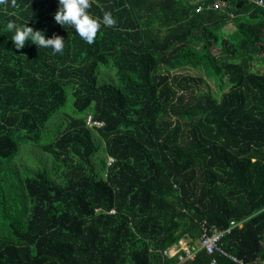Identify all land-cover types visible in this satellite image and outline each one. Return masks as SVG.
Returning a JSON list of instances; mask_svg holds the SVG:
<instances>
[{"label": "trees", "instance_id": "1", "mask_svg": "<svg viewBox=\"0 0 264 264\" xmlns=\"http://www.w3.org/2000/svg\"><path fill=\"white\" fill-rule=\"evenodd\" d=\"M90 4L116 20L91 45L55 22L58 0L0 5V264H176L165 251L232 221L243 228L220 249L263 264L264 8ZM9 20L62 37L63 52L17 50ZM215 259L240 264L204 249L186 264Z\"/></svg>", "mask_w": 264, "mask_h": 264}, {"label": "clouds", "instance_id": "2", "mask_svg": "<svg viewBox=\"0 0 264 264\" xmlns=\"http://www.w3.org/2000/svg\"><path fill=\"white\" fill-rule=\"evenodd\" d=\"M8 0H0V5H7ZM13 6L15 0H12ZM58 11L54 15V20L62 26L73 27L76 34L87 44L95 42L101 26L114 27L115 18L110 12H105L102 19L95 18L89 13L91 7L90 0H58ZM7 29L12 32L11 41L17 50L23 49L27 42H31L39 49H51L53 54H61L65 47V41L60 36L46 38L45 33L34 30L27 25H17L13 20H9Z\"/></svg>", "mask_w": 264, "mask_h": 264}, {"label": "built area", "instance_id": "3", "mask_svg": "<svg viewBox=\"0 0 264 264\" xmlns=\"http://www.w3.org/2000/svg\"><path fill=\"white\" fill-rule=\"evenodd\" d=\"M255 3L264 8V0H255ZM223 7V4L217 3L214 8L220 9ZM200 10H202L200 8ZM88 126L90 127H102L103 123H98L93 120V118L89 117ZM114 160H109V165L112 164ZM244 222H237L232 221L230 223V226L226 230H219L215 227H208L204 226V234L202 239L199 241V248L193 249L189 246L188 243L185 242V240H182L179 242V244L173 246L172 248L168 249L164 252V256L172 259V258H178V263L176 264H186L189 261H193L195 259L196 254L199 250H206L208 254L213 255L217 251L221 252L223 255L230 257L234 262L240 263V264H249L244 263L241 260H238L235 257L229 256L226 252L220 249L219 244L221 242V239L224 235H229L232 233L233 230L237 228H243ZM211 264H217L216 259L212 261Z\"/></svg>", "mask_w": 264, "mask_h": 264}, {"label": "rangeland", "instance_id": "4", "mask_svg": "<svg viewBox=\"0 0 264 264\" xmlns=\"http://www.w3.org/2000/svg\"><path fill=\"white\" fill-rule=\"evenodd\" d=\"M233 28V26L231 27V29ZM98 80L99 82H114L116 80V74L115 72L107 66H102L100 68V70L98 71L97 74ZM216 85L211 84V87L215 90H217V88L215 87ZM229 86V87H228ZM227 90H229L230 85H228ZM68 107H69V114L72 115L74 112V107H73V100H70L68 103ZM71 107V108H70ZM97 146L99 147V151L97 152V154L95 155V163H96V168H97V172L99 173V175L103 176V169L102 166L100 164L101 160L103 159V157L105 156V151H104V142L97 137Z\"/></svg>", "mask_w": 264, "mask_h": 264}, {"label": "crops", "instance_id": "5", "mask_svg": "<svg viewBox=\"0 0 264 264\" xmlns=\"http://www.w3.org/2000/svg\"><path fill=\"white\" fill-rule=\"evenodd\" d=\"M183 240H185V242L188 243L191 248H193V249H198L199 248V242H198V244L196 246H192L191 243H190V240H187V239H183Z\"/></svg>", "mask_w": 264, "mask_h": 264}]
</instances>
